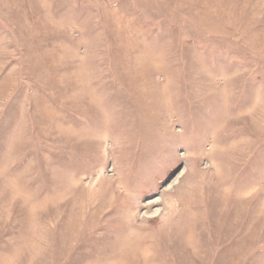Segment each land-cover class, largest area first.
<instances>
[{"label": "rangeland", "instance_id": "obj_1", "mask_svg": "<svg viewBox=\"0 0 264 264\" xmlns=\"http://www.w3.org/2000/svg\"><path fill=\"white\" fill-rule=\"evenodd\" d=\"M0 264H264V0H0Z\"/></svg>", "mask_w": 264, "mask_h": 264}]
</instances>
